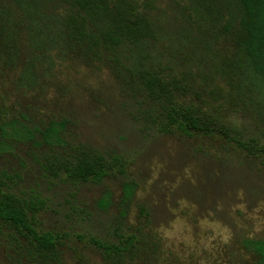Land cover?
<instances>
[{"label":"trees","instance_id":"trees-1","mask_svg":"<svg viewBox=\"0 0 264 264\" xmlns=\"http://www.w3.org/2000/svg\"><path fill=\"white\" fill-rule=\"evenodd\" d=\"M168 2L164 9L158 0H0V81L33 88L57 60L76 57L108 68L140 117L160 133L216 140L246 157L264 158V142L232 119L244 109L264 117V0ZM68 124L30 126L23 114L1 122L0 159L30 143L52 176L101 184L125 173L117 156L72 146ZM10 179L0 174V248L13 264H64L69 235L43 228L44 199L16 194ZM137 187L134 181L122 185L118 242L87 239L107 259L140 251L136 236L120 231ZM113 205V191L106 189L96 207L106 212ZM140 215L147 220L149 212L140 207ZM241 245L255 264H264L263 239Z\"/></svg>","mask_w":264,"mask_h":264},{"label":"rangeland","instance_id":"rangeland-1","mask_svg":"<svg viewBox=\"0 0 264 264\" xmlns=\"http://www.w3.org/2000/svg\"><path fill=\"white\" fill-rule=\"evenodd\" d=\"M158 3L168 8V0ZM39 80L29 89L9 78L0 81V123L22 114L30 126L42 128L67 120L72 146H89L125 163L124 174L92 184L52 176L30 143L0 159V174L11 178L13 192L44 199L43 228L69 235L64 264H255L241 242L264 240V158L246 157L216 140L160 133L102 65L57 60ZM232 119L264 142V117L244 109ZM127 181L138 187L120 231L135 235L140 251L107 259L87 239L118 242L117 204ZM106 189L113 191L114 205L104 212L96 202ZM140 207L148 210L147 220ZM0 264H13L1 248Z\"/></svg>","mask_w":264,"mask_h":264}]
</instances>
